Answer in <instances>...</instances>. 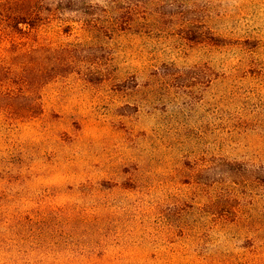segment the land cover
Listing matches in <instances>:
<instances>
[{
  "label": "rangeland",
  "instance_id": "rangeland-1",
  "mask_svg": "<svg viewBox=\"0 0 264 264\" xmlns=\"http://www.w3.org/2000/svg\"><path fill=\"white\" fill-rule=\"evenodd\" d=\"M0 264H264V0H0Z\"/></svg>",
  "mask_w": 264,
  "mask_h": 264
}]
</instances>
